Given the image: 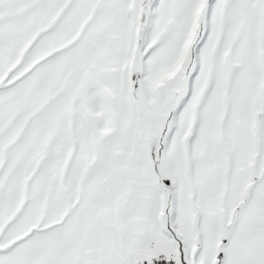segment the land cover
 Returning a JSON list of instances; mask_svg holds the SVG:
<instances>
[{
  "label": "snow or ice",
  "instance_id": "snow-or-ice-1",
  "mask_svg": "<svg viewBox=\"0 0 264 264\" xmlns=\"http://www.w3.org/2000/svg\"><path fill=\"white\" fill-rule=\"evenodd\" d=\"M0 264H264V0H0Z\"/></svg>",
  "mask_w": 264,
  "mask_h": 264
}]
</instances>
